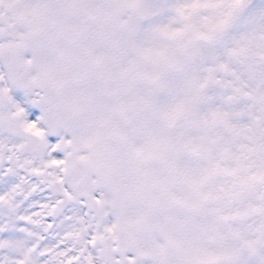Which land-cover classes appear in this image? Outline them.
I'll list each match as a JSON object with an SVG mask.
<instances>
[{"label": "snow or ice", "instance_id": "1", "mask_svg": "<svg viewBox=\"0 0 264 264\" xmlns=\"http://www.w3.org/2000/svg\"><path fill=\"white\" fill-rule=\"evenodd\" d=\"M0 264H264V0H0Z\"/></svg>", "mask_w": 264, "mask_h": 264}]
</instances>
